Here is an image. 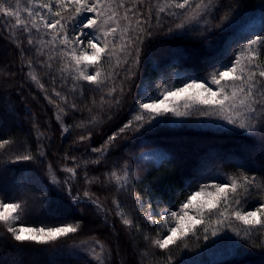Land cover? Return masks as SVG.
<instances>
[{
	"label": "trees",
	"instance_id": "16d2710c",
	"mask_svg": "<svg viewBox=\"0 0 264 264\" xmlns=\"http://www.w3.org/2000/svg\"><path fill=\"white\" fill-rule=\"evenodd\" d=\"M158 2L162 0H140L139 4L125 0L126 7L132 9L128 12L133 29L130 34H137V20L145 29L139 33L142 42L136 45L139 64H135V56H128L124 64L127 53L120 54L122 63L114 82L99 90L87 82L76 83L67 72L60 71L64 62L58 48L46 44L51 30L46 31L41 24L40 31L32 33L35 43L29 45L28 33L15 29L14 36L10 35L14 19L0 18V139L13 141L0 149V199L21 202L29 226L80 225L77 233L47 245L16 242L7 233V226L0 225V264H96L90 254L95 240L105 246L104 264H168L169 257L172 264H264V229L253 231L245 240L233 231L243 227L240 222L231 226L225 222L218 234L211 236L216 227L214 216L207 239L199 229L196 235L161 250L152 246L157 226L145 219L149 211L159 219L160 210H175L190 192L214 179L221 182L227 176L246 174L255 176L258 184L264 182V128L249 135L227 122L204 119V109L196 106L179 121L159 117L142 128L134 122L107 152L91 151L133 119L137 104L146 95L155 96L165 85H176L190 77L208 76L214 68L231 61L253 34H264V0H211L208 13L198 23L186 22V18L200 0H193V7L177 16L156 13L154 5ZM26 6V0H20L22 13ZM119 11L122 16L125 9ZM224 15L230 19L222 23ZM233 19L237 23L226 28ZM182 23L184 28L176 27ZM260 59L264 61V54ZM115 64L113 57L100 67L109 72ZM129 67L135 73L131 79L127 78ZM30 71L44 85L43 90L30 79ZM113 87L117 88L113 96L120 99L119 105L108 96ZM53 88L66 97L67 103L55 96ZM101 97L106 101L103 107ZM89 134L90 138L79 139ZM146 151H155L156 160L141 157ZM24 154L34 159L15 160ZM97 160L99 163H94ZM125 162L132 169V180L127 192H120L109 181V174H119ZM66 168H76V174ZM52 173L59 183L53 184ZM89 180L94 182L89 184ZM86 191L105 211L97 210L84 196ZM133 193L140 201L133 199ZM114 199L139 225V232L121 223ZM262 199L264 189H252L244 210H252ZM88 243H93L92 247Z\"/></svg>",
	"mask_w": 264,
	"mask_h": 264
},
{
	"label": "snow or ice",
	"instance_id": "6c2138e0",
	"mask_svg": "<svg viewBox=\"0 0 264 264\" xmlns=\"http://www.w3.org/2000/svg\"><path fill=\"white\" fill-rule=\"evenodd\" d=\"M19 3L20 0H16L15 4L11 0H0V18L14 19V24L11 25L13 31H10V35L14 36V30L19 29L28 33V44L33 45L35 42L32 39V33L33 31L39 32L41 24L46 31L51 30L49 33L51 39L46 44L58 48L60 59L64 62V67L60 71L67 72L76 83L87 82L95 85L99 90L107 83L114 82L118 75L116 69L120 68L122 63L119 58L120 54L127 53L123 60L124 64L128 63V56H135L134 62L136 65L139 64V49L136 45L142 42L139 33L144 32L145 29L141 21L137 20L138 32L135 37L130 34L133 29L128 12L132 9L126 7L125 0H26L27 6L23 9V13L18 7ZM136 3L139 4L140 0H136ZM210 6L211 0L207 3L205 0H200L195 4L193 14L186 18V22L198 23L203 14L208 13ZM192 7L193 0H162L154 5L156 13L171 16L183 14V11ZM54 8L57 10L54 11ZM121 8L125 9L122 16L119 11ZM133 15H135L134 12ZM149 15H152L151 10H149ZM229 19L227 15H224L221 21L223 23ZM122 21L125 22L123 26ZM236 23L237 21L233 19L226 24V28L230 29ZM176 27L182 29L185 25L182 23ZM261 32H264V28ZM70 33L73 34L70 35ZM117 43H119V48L116 47ZM262 54H264V34H253L252 38L247 39L246 43L234 54L231 61L214 68L208 76L190 77L183 82L182 86L165 85L159 94L146 95L137 104V114L133 116V119L124 124L118 132L109 136L104 145L93 148L91 151L107 152L119 136L133 127L134 122L137 127L142 128L145 124H152L157 121V118L168 114L175 117L189 116L193 107L196 106L204 109L201 111L203 116L217 115L245 133L254 134L259 128H264V61L260 59ZM113 57H116V64L111 71L104 72L100 67L101 64L105 59L111 61ZM51 59L52 57H49V60ZM29 67H31V61H29ZM47 67L50 68L51 64H47ZM126 71L128 79L135 74L131 67ZM29 77L36 81L42 90L44 89V85L39 83L36 74L30 71ZM52 91L57 98L67 103L66 97L60 92H57L55 88ZM116 92L117 88L113 87L108 92V96L112 103L119 105L120 99L113 96ZM119 93L121 95L124 93L122 86L119 88ZM48 99L50 103H53L51 97ZM104 103L106 101L101 97V107ZM72 107L75 108V105ZM60 112H63V109H60ZM60 119V115H57V120ZM68 130L67 126L63 127L64 132ZM88 138L90 134L89 137H79L81 141ZM11 143L13 141L0 139V149L6 148ZM33 159L34 157L30 154L15 157L16 161ZM72 159L75 160V157ZM94 163H99V160ZM49 170L51 172V167ZM64 170L73 176L76 174V168ZM51 180L53 184L59 183L54 173L51 174ZM131 180L132 169L128 162L120 168L119 174L117 171L109 174V181L114 183L120 192H127L131 186ZM93 182V180L88 181L89 184ZM252 189H264V182L258 184L255 176L246 174L231 175L221 182L214 179L210 183L199 185L197 190L190 192L175 210L172 208L160 210L157 214L159 219H156L150 211L146 212L145 219L151 220L158 229L152 246L168 250L176 246L178 242L187 239L190 234L196 235L199 229H203L204 238L207 239L214 216L216 227L211 230V236H216L219 226L225 222L229 226L234 222H240L243 227L233 229V231L237 236L242 235L245 240L250 239L253 231L264 229V199L252 210H244L246 199ZM68 191L71 194V189ZM84 196L96 206L98 211H105L98 199H93L89 192L86 191ZM78 199V196L73 197L74 202ZM133 199L140 201L141 198L133 193ZM112 203L118 209L117 215L120 216L121 223L139 232V225L134 224L129 215L124 212L120 201L114 199ZM23 210L24 205L19 201L11 198L0 199V225L7 226V233L21 244L47 245L80 230L78 223L75 225L59 223L55 226H29L24 219ZM145 239L148 237L146 236ZM93 243L95 246L90 253L92 259L96 261V264H104V244L99 240ZM96 247L100 249L99 253L96 252ZM168 264H172L171 257L168 258Z\"/></svg>",
	"mask_w": 264,
	"mask_h": 264
},
{
	"label": "rangeland",
	"instance_id": "374dc122",
	"mask_svg": "<svg viewBox=\"0 0 264 264\" xmlns=\"http://www.w3.org/2000/svg\"><path fill=\"white\" fill-rule=\"evenodd\" d=\"M85 43H86V41H85ZM183 82H185V81H183ZM183 82L182 83H179V84H176V86H182ZM181 110H183V109H181ZM166 117L167 118H171V119L176 120V121H179L181 118H183V117H175V116H172L171 114H168ZM203 117H204V119L211 120L212 122H216V123H220V122L226 123V121H224L223 119H221L217 115H213V116H203ZM156 155L157 154H156L155 151H146V152H143V154L141 155V157L145 158L147 161L152 162V161H155L156 160ZM88 244L90 246L93 245V243H88Z\"/></svg>",
	"mask_w": 264,
	"mask_h": 264
}]
</instances>
